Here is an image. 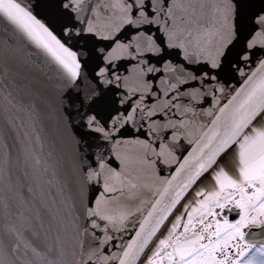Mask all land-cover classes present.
<instances>
[{"label": "snow or ice", "instance_id": "6c2138e0", "mask_svg": "<svg viewBox=\"0 0 264 264\" xmlns=\"http://www.w3.org/2000/svg\"><path fill=\"white\" fill-rule=\"evenodd\" d=\"M0 28L84 189L49 194L44 114L0 100V264H264V0H0Z\"/></svg>", "mask_w": 264, "mask_h": 264}, {"label": "water", "instance_id": "95a60500", "mask_svg": "<svg viewBox=\"0 0 264 264\" xmlns=\"http://www.w3.org/2000/svg\"><path fill=\"white\" fill-rule=\"evenodd\" d=\"M0 43L11 52L0 68L4 77L0 80V100H3V107L14 106L21 114L33 103L39 107L45 116L46 124V127L41 129L43 150L41 151L40 144L35 140L34 144L36 152L42 158L40 167L44 169L43 179L48 181L46 188L53 197L63 196L67 202L76 201L79 204L83 199V178L74 156L66 153L61 145L54 119L47 118L56 89L52 82L48 81L38 59L28 56L27 49L14 33L0 28ZM22 162V157L14 148L7 166L13 184L22 173Z\"/></svg>", "mask_w": 264, "mask_h": 264}]
</instances>
